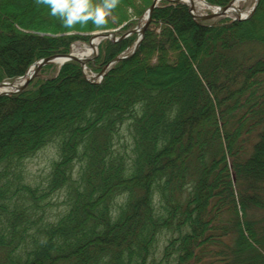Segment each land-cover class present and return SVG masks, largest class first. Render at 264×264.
<instances>
[{
  "label": "trees",
  "instance_id": "obj_1",
  "mask_svg": "<svg viewBox=\"0 0 264 264\" xmlns=\"http://www.w3.org/2000/svg\"><path fill=\"white\" fill-rule=\"evenodd\" d=\"M111 2L0 0V82L127 32L152 4ZM134 36L100 42V83L67 62L0 97V264H264V0L246 21L203 22L161 1L135 54L109 65ZM50 144L36 195L22 165ZM54 189V222L25 216Z\"/></svg>",
  "mask_w": 264,
  "mask_h": 264
},
{
  "label": "rangeland",
  "instance_id": "obj_2",
  "mask_svg": "<svg viewBox=\"0 0 264 264\" xmlns=\"http://www.w3.org/2000/svg\"><path fill=\"white\" fill-rule=\"evenodd\" d=\"M251 7H252V2L242 3L240 5V10H241V12L246 14L250 11ZM205 13H208V11L201 10V11L197 12V14L199 16H202ZM143 16H144V14L137 19V23H136V26L134 28L129 29L127 32L125 31L124 33L122 31L119 32L120 27L117 29H114V30L106 31V32H99V31L98 32L97 31L92 32V33H90V35H88V39H87L86 43L80 42V41L74 42L70 46L69 52H70L72 47L73 48H80L84 45H87L89 43V40L94 35H99L102 33H107V34L113 33L115 35V37L118 38L117 37L118 35H116V33H119L120 35H124V34L128 33L129 31L134 30L135 28H137L141 24L142 21H140V20L143 18ZM220 18H226V17H220ZM217 19H219V18L211 19L208 21H214ZM227 19H231V18H227ZM136 39H137L136 36H134L129 47L123 52L122 56H127L130 54V52L132 51V49L136 43ZM91 63H89V64H91ZM53 67H54V69L59 68V66H53ZM82 71H83V76L85 77V79H87V81H90L93 83L99 82L100 79H98L96 76L99 75L100 73L92 71L90 68H88V64H87L86 68H84ZM57 158H58L57 148L54 144H50L23 162V165H22L23 173L22 174H23L24 184L27 185L28 189L36 191V195H39L43 191L45 192V189H47L46 187H48V189H49V187H50L49 174L51 171V166H52V163L55 160H57ZM51 191L52 192H50L48 194V196L40 202L41 205H44L43 204L44 202L49 203L50 205L42 206V208H40L38 210L36 208H34V211H32L30 214L29 213L25 214V216L28 215V217L31 218V216L33 214L34 217H37V216L43 217L44 221H53L54 222L58 218L60 211L63 209V206L61 203L64 200L65 191L63 189H61V190L54 189ZM116 202H119V201H116ZM162 240L163 239L159 240V242H158L159 246H162V244H163Z\"/></svg>",
  "mask_w": 264,
  "mask_h": 264
},
{
  "label": "bare ground",
  "instance_id": "obj_3",
  "mask_svg": "<svg viewBox=\"0 0 264 264\" xmlns=\"http://www.w3.org/2000/svg\"><path fill=\"white\" fill-rule=\"evenodd\" d=\"M171 1H178L180 3L185 4L190 12L193 14L195 17H200L197 12L198 11H208V13H205L202 16L206 15H213L216 14L217 16L215 18H220V17H226V18H231V19H239L243 17V12L240 10V5L242 3H247V2H252V5L256 0H240V1H233L230 6L225 9V10H218L212 6L207 5L204 3L202 0H171ZM147 19V15H144L143 20L141 24L137 27L135 36L137 39L140 38V28L143 26ZM102 40V38L99 35H94L90 40L87 45H84L80 48H71L70 52L68 53L67 57H54L52 58L49 63L53 66H60L63 62L76 59L80 62L82 68H86L87 64L90 61H93V58L97 54L98 51V44ZM36 70V66L31 67L28 72H27V77L32 75ZM22 78L18 81L20 83V86H23V84L26 82V79ZM17 91V88L10 89L8 86H3L0 85V93H9V92H15Z\"/></svg>",
  "mask_w": 264,
  "mask_h": 264
},
{
  "label": "water",
  "instance_id": "obj_4",
  "mask_svg": "<svg viewBox=\"0 0 264 264\" xmlns=\"http://www.w3.org/2000/svg\"><path fill=\"white\" fill-rule=\"evenodd\" d=\"M160 1H165V2H168V3H170V4H179V5H182V6L187 7L185 4L180 3V2H178V1H171V0H152V4H151L150 7L146 10V12L144 13V15H147V19H146L145 23L143 24V26L140 28V35H141V36H140L139 39H137V41H136V43H135V45H134V47H133V49H132L130 55H128V56H126V57H121V58L116 57V58H114V59L109 63V65L114 64L115 62H117V61H119V60L127 59V58H129V57H131V56H133V55L135 54V52L138 50V48H139V46H140V43H141V41H142V39H143V36H144L145 30H146L148 24H149L150 21H151V14H152V11L157 7V5H158V3H159ZM202 1H203L204 3H206L204 0H202ZM233 1H237V0H232V1L229 2L225 7H217V6L209 5V4H207V3H206V4L209 5V6H212V7L216 8V9H218V10H225V9H227V8L230 6V4H231ZM238 1H240V0H238ZM259 1H260V0H256V1L254 2V4L252 5L250 11H249L248 13H246V14H243V17H242V18H239V19H233V20H237V21H246V20L250 19V18L252 17V15L254 14L256 8H257ZM187 8H188V7H187ZM188 9H189V8H188ZM189 14L193 17V19H194L195 21H199V22H203V21L211 20V19H214V18L217 16L216 14H213V15H206V16L195 17V16H193V14L190 12V10H189ZM142 20H143V18H142L140 21H142ZM136 29H137V28H135L134 30L129 31L128 33L124 34V35H123L122 37H120V38H116L115 35H114L113 33H109V34H106V33L103 34V33H102V34H99V36L102 38V40H108V41H111V42H113V43H118V42H120V41H122V40L128 38L130 35L135 34V33H136ZM99 43H100V42H99ZM98 45H99V44H98ZM97 54H98V53H97ZM97 54L95 55V57L97 56ZM67 56H68V54H66V55H55V56H51V57H48V58L40 59V60L34 62L33 64H31V65L26 69V71L24 72L23 76L14 79V80H13L12 82H10V83H7V82L0 83V85L8 86L10 89L17 88V91H15V92L0 93V97L10 96V95H16V94H20V93L24 92V91L27 89V87H28V85L30 84V82H31V81H32V80L38 75L39 71H40L41 69H43L45 66L50 65L49 61H50L52 58H54V57H67ZM95 57H94V58H95ZM94 58H93V59H94ZM69 61H74V62H77V63L80 64V62H79L78 60H76V59H72V60H68V61L63 62V63L60 65V67H61L62 65H64L65 63L69 62ZM90 62H91V61H90ZM34 66H36V70H35V72H34L32 75H30L29 77H27V72H28V70H29L31 67H34ZM80 66H81V64H80ZM81 67H82V66H81ZM25 77H27L26 82L23 84V86H21V87L19 88L20 83H18V81H19L20 79H22V78H25Z\"/></svg>",
  "mask_w": 264,
  "mask_h": 264
},
{
  "label": "clouds",
  "instance_id": "obj_5",
  "mask_svg": "<svg viewBox=\"0 0 264 264\" xmlns=\"http://www.w3.org/2000/svg\"><path fill=\"white\" fill-rule=\"evenodd\" d=\"M104 7L107 8V9H109V10H110L111 8L115 7V0H112L111 3H106ZM53 14H55V10H53ZM85 19H93V22H94V23H97V24L103 22L102 19H100V18H96V17H92V16H88V17H86ZM75 22H77V21L70 20V19H68L66 16L64 17V23H65L66 26H71V25H72L73 23H75ZM80 22H84V21H80Z\"/></svg>",
  "mask_w": 264,
  "mask_h": 264
}]
</instances>
